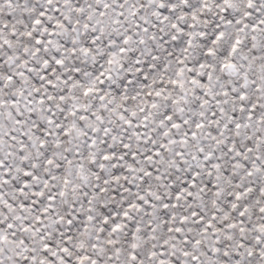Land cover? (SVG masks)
Returning a JSON list of instances; mask_svg holds the SVG:
<instances>
[{
    "label": "snow or ice",
    "instance_id": "obj_1",
    "mask_svg": "<svg viewBox=\"0 0 264 264\" xmlns=\"http://www.w3.org/2000/svg\"><path fill=\"white\" fill-rule=\"evenodd\" d=\"M0 264H264V0H0Z\"/></svg>",
    "mask_w": 264,
    "mask_h": 264
}]
</instances>
